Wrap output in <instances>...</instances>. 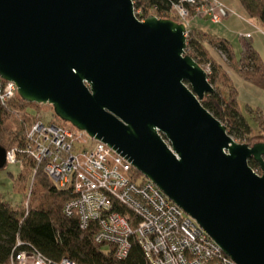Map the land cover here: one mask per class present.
Wrapping results in <instances>:
<instances>
[{
    "label": "water",
    "instance_id": "water-1",
    "mask_svg": "<svg viewBox=\"0 0 264 264\" xmlns=\"http://www.w3.org/2000/svg\"><path fill=\"white\" fill-rule=\"evenodd\" d=\"M187 33L133 0H0V76L124 156L235 262L264 264V141L203 105L215 88Z\"/></svg>",
    "mask_w": 264,
    "mask_h": 264
},
{
    "label": "built area",
    "instance_id": "built-area-1",
    "mask_svg": "<svg viewBox=\"0 0 264 264\" xmlns=\"http://www.w3.org/2000/svg\"><path fill=\"white\" fill-rule=\"evenodd\" d=\"M173 9L188 32L195 16L219 23L237 14L222 0H181ZM17 95L16 83L0 77V100L8 103ZM21 155L36 161L34 173L42 166L57 187L74 190L65 213L78 216L84 229L97 224L96 241L112 245L116 257H127L135 237L151 264H238L153 181L138 176L130 161L87 131L38 119L24 146L7 150V163L22 169ZM254 170L262 174L260 167ZM115 203L130 212L122 213ZM23 244L18 240L8 264H78L68 257L53 263L37 249L21 248Z\"/></svg>",
    "mask_w": 264,
    "mask_h": 264
},
{
    "label": "trees",
    "instance_id": "trees-1",
    "mask_svg": "<svg viewBox=\"0 0 264 264\" xmlns=\"http://www.w3.org/2000/svg\"><path fill=\"white\" fill-rule=\"evenodd\" d=\"M133 1L136 11L141 10L137 14L139 18L147 17L148 9H153L160 18H168L174 5L181 3V0ZM240 2L247 15L257 19L264 27V0H240ZM190 28L187 36V52L199 64L210 63L208 53L210 54L212 49L209 43L208 46L205 44L204 35L205 37L210 36L212 38L209 39L210 44L226 61L234 64L246 80L264 88V60L252 43L242 42V57L239 62H235L233 49L227 39L213 36L204 30L201 31L204 35H201L202 39H200L201 37L193 36V30L191 31ZM225 62L224 64L217 63L232 85L227 91L220 89L218 85L220 68L212 63L208 78L215 91L205 96L203 105L227 126L234 138L250 143L252 126L241 110L238 86L225 70L224 65L228 66ZM34 105L39 106L38 103L24 101L19 94L8 103L0 100V144L6 150L24 146L28 130L39 119L28 112L29 107H34ZM248 110L250 113L255 111L250 107ZM255 112L260 115L255 117L264 133V116L259 111ZM56 118L57 121L54 119L53 122L66 123L58 116ZM6 132L9 133V138L13 143L11 146L6 145L3 140L2 133ZM20 157L24 160V166L30 167L34 172L37 167L36 161L25 155ZM249 164L253 169L259 167L254 159H250ZM21 171L16 180L20 179L24 169ZM135 172L142 177L143 174L140 171L135 170ZM39 174L37 189L31 193L32 198L35 199L31 200L29 207L24 209L23 204L10 203L0 194V264H8L18 240L24 243L21 248L37 249L53 263L59 262L63 257H68L78 264H151L135 237L132 239L129 254L123 259L116 257L112 245L97 242L95 239L97 224L92 223L84 229L81 227L78 216H68L65 213L66 203L76 197L74 190L57 187L42 166L34 173L35 179ZM115 207L122 213L130 212L118 203H115Z\"/></svg>",
    "mask_w": 264,
    "mask_h": 264
},
{
    "label": "rangeland",
    "instance_id": "rangeland-1",
    "mask_svg": "<svg viewBox=\"0 0 264 264\" xmlns=\"http://www.w3.org/2000/svg\"><path fill=\"white\" fill-rule=\"evenodd\" d=\"M151 14L157 15L153 9H148V16ZM240 14L239 13L231 14L230 17H235L236 22L235 21H233V23L230 22V24L228 25L226 20L224 22L215 23L212 22L210 19L195 16L191 18L190 30L191 31L193 30V36L201 37L200 39H202L201 35L204 34L201 33V31L207 30L211 32H216L217 29L219 28L221 29V27L223 26L224 29H222V32L225 35H223V37L221 38L227 39L230 42V45L234 52V61L239 62L240 58L242 57V52H243L242 42L244 41L250 42L252 44L253 42L254 43L256 42L257 44H260L259 46H261V48H263L264 50V27L257 19L249 17L246 13L240 12ZM177 15H178L177 11L173 9L169 13L168 18L178 21ZM200 19H204V27H199L198 24H200L199 23ZM200 28H204V29L201 30ZM247 31L252 33V38L242 39L240 34ZM204 39L206 45L209 43L212 49L211 52L212 54L208 53V56L210 57V61H209L210 63L207 62L202 66L208 71V73H210L212 70L211 69L212 63L215 66L219 67L217 63L218 61L217 55L218 54L221 55V54L212 46V44H210L209 39H212L210 36L205 37L204 35ZM225 63L229 67L235 68L234 64L229 63L228 61H226ZM233 77H234L233 79L234 83L239 87L241 80L237 79L236 74H234ZM218 85L220 86V89L224 91H227L229 86L232 85L231 81L228 80L227 75H224L223 70L221 68H220V78L218 80ZM249 85L250 84L246 86L247 90H244L241 86L239 87L241 89L239 102L243 114L247 117V119L249 120L252 126V132L250 134V143L253 144L258 141H264V133L255 117L256 115L260 116L259 113L255 111L261 112V114H263L264 116V88H260L258 86H255L257 88H251L254 86H249ZM248 107L254 109L255 111L251 112L252 113L251 114L248 110ZM28 112L33 117H39V119H41L44 122H51L54 121V119L57 121L56 118L57 116L54 113V109L52 105L50 104H39V106L34 105V107H29ZM66 124L71 125L70 123H66ZM2 135L6 145L9 146L13 145V143L11 142V138H9L10 135L8 132L2 133ZM236 140L240 143H247L245 141H242L241 139H236ZM22 169H24V172L22 173L20 179L16 180L21 174ZM22 169L17 164H8V163H6V167L0 169V194L3 196L5 200L9 201L10 203L23 204V207L25 209L26 207H29L31 200L35 199L34 197L32 198L31 193H34V191L37 189L36 183H37V179H39L40 177V174L35 179L34 172L33 170H31L30 167L28 168L26 166H23Z\"/></svg>",
    "mask_w": 264,
    "mask_h": 264
},
{
    "label": "crops",
    "instance_id": "crops-1",
    "mask_svg": "<svg viewBox=\"0 0 264 264\" xmlns=\"http://www.w3.org/2000/svg\"><path fill=\"white\" fill-rule=\"evenodd\" d=\"M222 1H224L230 8H232L233 10H235L237 13H239V14H240V12L246 13V11H245L243 5L241 4L240 0H222ZM225 20H226L227 25H228V24H230V22L233 23V21H235V17H230L229 16V17L225 18L223 20V22ZM199 23H200V24H198L199 27H204V19H200V22ZM200 29L203 30L204 28H200ZM222 29H224L223 26L221 27V29L220 28L217 29L216 32H211V31H207V30H204V31H206L209 34H211L213 36H216V37H223V35H225V34H223ZM244 33H250L251 34L250 39L252 38V33L251 32L247 31V32H244ZM253 45H254L255 49L259 52V54L262 57V59L264 60V50H263V48H261V46H259L260 44H257L256 42L255 43L253 42ZM217 57H218V59H217L218 61L217 62L219 64H224L225 59L223 57H221L219 54L217 55ZM224 68L227 71V73L230 75V77H231V79H232L233 82H234V80H233L234 79V77H233L234 74H236L238 80H241L240 81V84H239V87L241 86L244 90H247L246 86H248V84H250L249 86H254V87H251V88H257V87H255L256 86L255 84H253V83L249 82L248 80H246L239 73V71L237 69H235L233 67L226 66V65H224ZM239 87H238V91H239V96H240V90L241 89Z\"/></svg>",
    "mask_w": 264,
    "mask_h": 264
}]
</instances>
